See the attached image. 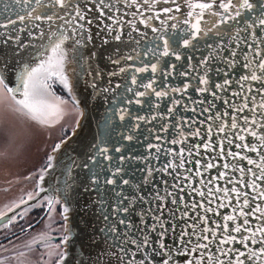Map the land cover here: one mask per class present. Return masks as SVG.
<instances>
[{"label": "snow or ice", "instance_id": "1", "mask_svg": "<svg viewBox=\"0 0 264 264\" xmlns=\"http://www.w3.org/2000/svg\"><path fill=\"white\" fill-rule=\"evenodd\" d=\"M0 133V264H264V0H0Z\"/></svg>", "mask_w": 264, "mask_h": 264}, {"label": "water", "instance_id": "2", "mask_svg": "<svg viewBox=\"0 0 264 264\" xmlns=\"http://www.w3.org/2000/svg\"><path fill=\"white\" fill-rule=\"evenodd\" d=\"M107 108V105L104 104L103 97H100L96 101V106L94 109V113L98 114L101 112H104ZM188 115H191L189 113ZM200 119H203V117H199ZM89 120L93 122L94 124V119H93V114L89 115ZM118 122V117L116 118ZM215 132V130H214ZM86 136V134H84ZM191 140V138H189ZM0 146H2V133H0ZM72 147L76 149L77 151L81 150L82 145L80 143L73 144ZM203 148H201V152H203ZM208 157L215 156V152H209L206 154ZM185 157L187 158V153H185ZM195 159H200L198 156H194L193 161ZM217 166L223 165L226 161L225 160H220L216 159L213 161ZM227 162H231L230 158ZM160 163H163V159L161 160ZM203 163V161H202ZM186 167H192L193 170V175L195 174V166L194 162L193 165H187ZM211 175H216V168L214 167L213 169L210 170ZM166 179L171 180L172 177H166ZM199 179V177H197ZM204 179L207 180L209 179V173L204 174ZM0 180H2V177H0ZM222 187H231V185H226L224 181L219 182ZM4 187L2 183H0V188ZM19 194V186H15L12 189V192L9 193V195H18ZM190 201L191 199H195L197 201L200 200V197L193 194L191 198H188ZM4 202V197L3 194L0 193V206H2V203ZM222 213H227L230 211V209H220ZM102 224L101 222L96 218V216L93 214L91 210L88 211H82L80 210L79 207L76 208L74 213L70 216V227L72 228L73 232V237L76 241V247L79 248L81 244L87 245L90 241V239L95 235L97 239H99V232L98 229L101 227ZM58 241V238L56 239Z\"/></svg>", "mask_w": 264, "mask_h": 264}, {"label": "flooded vegetation", "instance_id": "3", "mask_svg": "<svg viewBox=\"0 0 264 264\" xmlns=\"http://www.w3.org/2000/svg\"><path fill=\"white\" fill-rule=\"evenodd\" d=\"M37 219H39V217H37ZM46 222H47L46 220L42 221L39 225H37L36 230L37 231L41 230L43 228L44 223H46ZM52 235L58 238V233L53 232ZM56 242H58V241L57 240L53 241V243H56Z\"/></svg>", "mask_w": 264, "mask_h": 264}]
</instances>
